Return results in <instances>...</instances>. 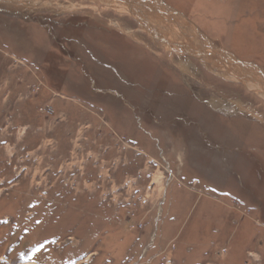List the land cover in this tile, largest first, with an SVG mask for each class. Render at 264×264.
<instances>
[{"label": "rangeland", "instance_id": "1", "mask_svg": "<svg viewBox=\"0 0 264 264\" xmlns=\"http://www.w3.org/2000/svg\"><path fill=\"white\" fill-rule=\"evenodd\" d=\"M166 2L264 71V0ZM141 29L0 0V264H264V98Z\"/></svg>", "mask_w": 264, "mask_h": 264}, {"label": "bare ground", "instance_id": "2", "mask_svg": "<svg viewBox=\"0 0 264 264\" xmlns=\"http://www.w3.org/2000/svg\"><path fill=\"white\" fill-rule=\"evenodd\" d=\"M86 1L90 2L96 10L99 9V7H105L112 8L117 12L128 13L134 21L140 24L142 27L141 30L144 29L143 31L150 37L160 39L162 44L166 47L162 46L165 50H178L179 52L188 53L190 57L194 56L197 60H200L201 58L203 66L208 71L210 70L226 80L239 81L244 87L260 96V99L264 98V71L259 72L255 71L253 68H246V66L239 65L238 63L241 61L234 58L230 54L229 49H219L205 35V39H202V43L205 47L201 46L199 48L198 43H201V41H199L200 39H197L199 38L197 35L203 33L202 29L196 24L188 22L186 17H184L182 13H179L180 11L178 12V10H175L177 13H173V9L168 5V1V3L166 0H163L165 1L164 3H162L161 0ZM75 7L77 6L75 5ZM81 7L83 6H80L79 8ZM174 15H176V17ZM175 18H178V20ZM170 35L174 36L172 37L174 38V41H176L175 46L172 44L173 39ZM154 41L157 42V40ZM220 50L227 54L223 52L221 53ZM194 52L197 53L195 54ZM219 61L224 63L223 66ZM185 62L187 64H179V68H182L183 72L188 75L190 73L189 67L194 61L188 58Z\"/></svg>", "mask_w": 264, "mask_h": 264}, {"label": "crops", "instance_id": "3", "mask_svg": "<svg viewBox=\"0 0 264 264\" xmlns=\"http://www.w3.org/2000/svg\"><path fill=\"white\" fill-rule=\"evenodd\" d=\"M173 10H174V8H173ZM175 11V10H174ZM212 42V41H211ZM131 49V50H130ZM129 50H127L125 53H123L126 57H128V58H131V57H133L134 56V51L132 50V48H130ZM116 50V49H115ZM119 51H121V50H119ZM121 52H123V51H121ZM132 52H133V54H132ZM110 57H112L113 58V60L114 61H120L119 59H115L113 56H111L110 55ZM171 57V56H170ZM128 58H126V59H128ZM172 58V57H171ZM170 58V61H172V59ZM122 61V60H121ZM243 63H246V64H251L252 65V67L254 66V67H258V68H261V66L260 65H258L257 64V62H254V61H246V62H243ZM115 64V63H114ZM126 63L124 62V65H125ZM133 71H136V73L137 74H139L141 71L143 72V70H141L140 72L138 71V70H135V68L133 67ZM125 74H126V76L129 78V74L126 72V71H123ZM141 72V73H142Z\"/></svg>", "mask_w": 264, "mask_h": 264}, {"label": "water", "instance_id": "4", "mask_svg": "<svg viewBox=\"0 0 264 264\" xmlns=\"http://www.w3.org/2000/svg\"><path fill=\"white\" fill-rule=\"evenodd\" d=\"M173 13H177V12H175L174 10L172 11ZM220 52L222 53L223 51L222 50H220ZM223 53H226V52H223ZM227 54V53H226ZM231 57V56H230ZM239 65H241V66H247V67H250V68H255L256 69V67H252V65L251 64H246V63H242V64H240V63H238Z\"/></svg>", "mask_w": 264, "mask_h": 264}]
</instances>
